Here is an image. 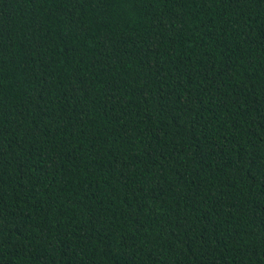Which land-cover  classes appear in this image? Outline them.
<instances>
[{
	"label": "trees",
	"instance_id": "16d2710c",
	"mask_svg": "<svg viewBox=\"0 0 264 264\" xmlns=\"http://www.w3.org/2000/svg\"><path fill=\"white\" fill-rule=\"evenodd\" d=\"M0 264H264V0H0Z\"/></svg>",
	"mask_w": 264,
	"mask_h": 264
}]
</instances>
